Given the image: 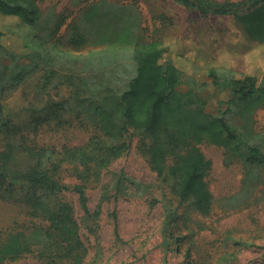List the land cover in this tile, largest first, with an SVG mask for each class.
Segmentation results:
<instances>
[{
  "label": "rangeland",
  "instance_id": "rangeland-1",
  "mask_svg": "<svg viewBox=\"0 0 264 264\" xmlns=\"http://www.w3.org/2000/svg\"><path fill=\"white\" fill-rule=\"evenodd\" d=\"M38 1L42 7L54 4L67 13L77 10L69 0ZM119 1L136 3L145 40L180 36L184 45L201 46L200 54L215 55L236 76L264 69V56L256 64L241 52L245 40L230 15L204 17L174 0ZM90 48L86 46L74 59L58 65L49 83L44 84V71L37 70L17 88L0 93V123L8 128L3 135L8 134L12 143L7 167L14 172L39 165L62 187L49 197L52 203L64 200L71 206L83 246L82 264H264V166L253 163L246 167L240 158L228 157L222 147L200 144L210 160L207 181L214 195L211 212L202 215L190 200L179 197L174 177L158 175L150 161L152 138L147 134L107 137L110 143L121 145L120 149L93 160L89 167L64 155L63 146L84 145L99 132L95 116L83 102L87 91L84 77L97 81L108 68L112 80H120L132 69L127 58L92 55ZM11 62L9 55H3L0 79ZM208 73L206 67L197 65L184 77L190 74L205 83L206 111L222 110L230 123L246 128L242 110L226 109L227 94L210 83ZM251 125L254 131H263L264 105L253 110ZM26 135L31 136L28 144L59 150L31 155L25 149ZM77 183L84 187L88 212L73 189ZM32 189L41 190L15 184L13 191L0 196V242L10 230L39 221L29 214L24 199V193ZM6 264H39L36 246Z\"/></svg>",
  "mask_w": 264,
  "mask_h": 264
},
{
  "label": "trees",
  "instance_id": "trees-1",
  "mask_svg": "<svg viewBox=\"0 0 264 264\" xmlns=\"http://www.w3.org/2000/svg\"><path fill=\"white\" fill-rule=\"evenodd\" d=\"M174 1L197 9L204 17L230 15L245 40L241 52L256 64L264 56V0ZM68 4L76 6V12L57 10L54 4L42 7L38 0H0V64L5 54L12 59L6 76L0 79V93L17 88L37 70L44 71V84L49 83L56 67L74 59L86 46L93 47L89 50L92 55L118 54L131 63L132 69L120 80H112L108 68L97 81L84 77L87 91L83 102L95 116L99 132L84 145L63 146L66 157L89 167L93 160L120 149L121 145L110 143L107 137L147 134L152 138L150 161L158 175L174 177L179 197L190 200L202 215L211 212L214 195L207 181L210 160L200 144L220 146L228 157L240 158L246 167L253 163L264 166V129L256 132L251 125L253 110L264 105V69L236 76L225 62L209 53L200 54L201 46L187 47L180 36L145 40L142 14L135 2L69 0ZM197 65L206 67L210 83L227 94L223 101L226 109L242 110L246 128L230 123L222 110H205V83L190 74L184 77ZM5 130L8 128L0 123V139ZM30 138L26 135L24 141L31 155L59 150L28 144ZM2 141L0 196L13 191L15 184L35 185L41 190L24 193L29 214L39 221L8 232L0 242V264L32 252L33 246L39 264H82L83 246L71 206L64 200L52 203L49 197L62 187L39 165L11 172L7 167L12 156L8 134ZM73 189L88 212L83 185L77 183Z\"/></svg>",
  "mask_w": 264,
  "mask_h": 264
}]
</instances>
